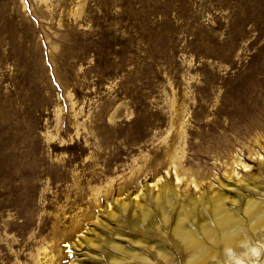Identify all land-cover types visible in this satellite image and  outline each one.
I'll return each mask as SVG.
<instances>
[{
  "label": "rangeland",
  "instance_id": "rangeland-1",
  "mask_svg": "<svg viewBox=\"0 0 264 264\" xmlns=\"http://www.w3.org/2000/svg\"><path fill=\"white\" fill-rule=\"evenodd\" d=\"M238 94L264 102V0H0V264H159L147 245L188 264L169 227L129 225L156 179L264 212V116L207 126L224 100L254 104ZM242 217L211 262L264 264V222Z\"/></svg>",
  "mask_w": 264,
  "mask_h": 264
},
{
  "label": "bare ground",
  "instance_id": "bare-ground-1",
  "mask_svg": "<svg viewBox=\"0 0 264 264\" xmlns=\"http://www.w3.org/2000/svg\"><path fill=\"white\" fill-rule=\"evenodd\" d=\"M232 96L240 97L241 99L250 98L254 104L240 101L237 102L238 104L235 103L233 105L232 101L224 100L217 107L216 112L226 116L227 125L225 123L221 124V121H209L207 123L208 130H214L218 126L229 127L233 122L231 119L234 116L237 118V122H244L250 116L253 118L256 116L259 119L264 116V102L256 95L251 94V96L247 97L246 95L238 94ZM245 131L248 130L246 129ZM234 162L242 164L239 161ZM245 166L243 164V167ZM174 176L175 181L179 182L178 175L175 173ZM239 179L237 184L243 190H246L247 193L256 186L255 183H250L247 179ZM187 180L194 185L195 189L200 184L192 174L186 178L185 182ZM152 185L153 187L157 186V190L152 191L151 189L152 192L151 194L148 193V196L152 197L151 200L154 203L155 211L152 213V211L143 207L139 215L137 213V215L131 216L129 225L139 233L158 236L161 234L162 226L169 227L168 237L171 246L178 250L179 253L181 252L183 257L186 258L185 262L188 264H220V260L215 259L214 255V258H212L214 260L211 262L209 254H213L212 251L216 249L214 246L222 248L226 254L233 248L238 247L242 242L240 240L242 232L240 231L239 233V229L245 222L242 216L245 215L250 223L255 222L258 224L264 222V212L261 203L250 197L242 195L241 211L243 214L240 216L241 214L237 211V207L230 208L226 205L225 199L228 196L220 190L209 193L203 192L198 198H182L170 188L168 183H160L159 185L156 179V182ZM138 206L141 207V204ZM159 222L162 224H159ZM248 230L245 229V232ZM236 240L240 241L236 242ZM106 241L111 249L117 250L123 255L132 254L131 256L136 261H143L140 256L131 253L124 245L113 242L110 238L106 239ZM139 241L137 238L131 239V242L134 243ZM208 242H211L213 247H210ZM147 247L154 254L159 264H164V261L168 260L169 254L165 249H161L158 245H147ZM109 250L107 255L110 261L123 263L119 255H115L113 254L114 252L112 253Z\"/></svg>",
  "mask_w": 264,
  "mask_h": 264
}]
</instances>
